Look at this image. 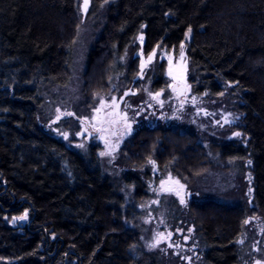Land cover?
I'll list each match as a JSON object with an SVG mask.
<instances>
[{"label": "trees", "instance_id": "trees-1", "mask_svg": "<svg viewBox=\"0 0 264 264\" xmlns=\"http://www.w3.org/2000/svg\"><path fill=\"white\" fill-rule=\"evenodd\" d=\"M77 1L0 0V264H158L130 252L136 237L123 228V197L95 149H70L39 123L46 91L70 77ZM102 7L105 23L85 58L87 89L98 90L123 71L119 60L141 29L145 54L157 46L176 51L190 29L195 92L217 95L229 84L238 95L246 140L220 149L240 170L250 161L251 213L264 224V0H90L88 17ZM162 71L154 91L164 87ZM170 133L141 141L139 133L129 153L139 163L174 161V173L195 168L198 148L166 141L182 137ZM123 180L136 197L145 194L134 172ZM25 213L26 223L9 224ZM198 213L205 263L240 264L237 240L247 209L207 203Z\"/></svg>", "mask_w": 264, "mask_h": 264}, {"label": "rangeland", "instance_id": "rangeland-1", "mask_svg": "<svg viewBox=\"0 0 264 264\" xmlns=\"http://www.w3.org/2000/svg\"><path fill=\"white\" fill-rule=\"evenodd\" d=\"M89 8L90 0L77 1L79 23L70 77L66 85L46 91L45 102L39 109L41 127L70 149L81 153L95 149L105 173L113 178L123 197L122 224L136 237L130 252L138 260L152 256L158 264H206L196 223L201 217L199 207L209 203L247 209L245 222H248H244V230L237 240L240 264L258 261L264 264V224L259 216L251 213L253 189L249 162L240 170L238 162L225 157L220 149L226 143L244 144L246 140L239 130L240 103L233 91L234 85L225 84L217 95L207 91L196 93L198 80L191 81L188 57L190 31L176 51L157 46L145 54L141 29L130 50L119 60L123 71L109 79L104 87L89 91L85 58L102 31L106 12L102 7L96 16L88 17ZM131 66H135L133 72L128 70ZM161 67L164 87L154 91L152 84L157 81ZM181 86L187 90L178 97L175 88ZM167 130L182 137L166 138V141L179 144L184 140L186 146L198 148L194 154L200 160L195 168L186 167L174 173V161L158 163L148 158L139 163L129 153L139 133L138 140L143 136L151 140ZM147 132L156 135L146 136ZM127 161L136 164L131 167ZM129 171L142 180L143 196L136 197L134 187L124 182L123 175ZM166 181L172 183L170 192L164 191ZM18 218L9 224L27 222V218ZM160 234L164 238L157 243Z\"/></svg>", "mask_w": 264, "mask_h": 264}, {"label": "water", "instance_id": "water-1", "mask_svg": "<svg viewBox=\"0 0 264 264\" xmlns=\"http://www.w3.org/2000/svg\"><path fill=\"white\" fill-rule=\"evenodd\" d=\"M186 90H187V88H185V87H183V86H181V87H176L175 88V92H176V95L178 96V97H180V96H182V93L183 92H185L186 93ZM167 185H169V186H167ZM173 190V188H172V183L171 182H164V191H166V192H170V191H172Z\"/></svg>", "mask_w": 264, "mask_h": 264}, {"label": "snow or ice", "instance_id": "snow-or-ice-1", "mask_svg": "<svg viewBox=\"0 0 264 264\" xmlns=\"http://www.w3.org/2000/svg\"><path fill=\"white\" fill-rule=\"evenodd\" d=\"M189 31H191L190 29H189ZM143 39V37H141V40ZM181 57L183 58V45H181ZM151 59H152V57L151 56H149L148 57V60L149 61H151ZM142 67H143V65H142ZM97 111H99V110H97ZM236 135H239V133H236ZM105 153H101V155H104ZM249 163H250V161H249ZM181 202L183 203V200H181ZM27 218V213H25V215L24 216H22V217H19L18 219H26ZM15 219V218H14ZM248 221H246L245 223H247ZM171 234H169V236H170ZM164 237H163V234H160V238H158V240H157V243H159L160 242V240L161 239H163ZM153 247H155L156 246V244H153L152 245ZM171 246V245H170ZM257 264H260V262L258 261L257 262Z\"/></svg>", "mask_w": 264, "mask_h": 264}]
</instances>
